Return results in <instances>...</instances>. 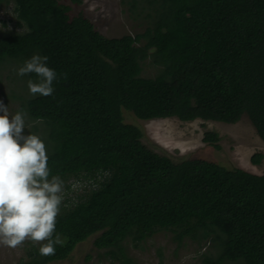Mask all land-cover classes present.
Instances as JSON below:
<instances>
[{
  "label": "trees",
  "instance_id": "16d2710c",
  "mask_svg": "<svg viewBox=\"0 0 264 264\" xmlns=\"http://www.w3.org/2000/svg\"><path fill=\"white\" fill-rule=\"evenodd\" d=\"M125 1L144 32L106 39L73 13L82 0H0L23 29L0 37V70L25 84L11 98L31 123L0 159V186L92 182L72 205L30 195L28 228L43 240L19 264L67 261L91 238L101 258L135 264L129 246L158 232L177 247L208 244L200 264H264V172L173 158L125 122L246 116L264 142V0ZM147 66L155 76H142ZM219 141L204 134L217 150Z\"/></svg>",
  "mask_w": 264,
  "mask_h": 264
},
{
  "label": "rangeland",
  "instance_id": "374dc122",
  "mask_svg": "<svg viewBox=\"0 0 264 264\" xmlns=\"http://www.w3.org/2000/svg\"><path fill=\"white\" fill-rule=\"evenodd\" d=\"M73 13H82L106 39L142 34L145 24L131 13L125 0H82L81 5L72 6ZM12 6L0 4V37L6 33H20ZM17 67L11 68V71ZM9 68L0 70V159L15 144L21 142L23 131L31 126L20 111V101L12 99L13 91L26 89L17 80L12 83ZM155 69L146 67L142 76H155ZM15 89V90H14ZM14 92L17 96L21 94ZM24 94L22 93L21 96ZM125 122L138 125L144 135L143 142L157 152L167 153L173 158L193 155L195 158L217 163L229 170L238 168L254 175L264 172V160L259 166L251 163L252 157L264 155V142L258 137L255 128L246 116L233 125L194 121L181 123L176 119L141 122L131 115H125ZM206 132L218 134L220 149L217 150L203 142ZM13 135V138H10ZM23 141V145H25ZM90 181L70 180L68 186L46 184L39 187L14 188L0 186V264H19L29 260L27 250L30 244L42 242V234L32 240L34 232L28 224L36 216L30 208V195H38L53 205H72L91 189ZM95 187V186H93ZM92 187V188H93ZM94 238L79 244L70 258L52 264H115L101 258L102 252L93 246ZM208 250V244L201 248L186 239L181 247L171 239V234L158 232L138 247L129 246V256L135 264H200L199 255ZM90 258V259H89Z\"/></svg>",
  "mask_w": 264,
  "mask_h": 264
}]
</instances>
